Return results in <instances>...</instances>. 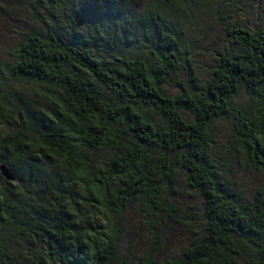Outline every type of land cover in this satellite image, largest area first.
Listing matches in <instances>:
<instances>
[{"label": "trees", "instance_id": "16d2710c", "mask_svg": "<svg viewBox=\"0 0 264 264\" xmlns=\"http://www.w3.org/2000/svg\"><path fill=\"white\" fill-rule=\"evenodd\" d=\"M42 1L36 0L37 5ZM86 1L79 0L83 7L73 6L78 16L89 12ZM50 2L63 8L68 4ZM6 3L0 0V7ZM125 5L118 3L110 15L133 25ZM142 24L146 35L153 26V68L142 59L126 63L116 58L121 65L107 64L81 42L66 43L39 32L11 51V74L44 87V93L35 94L53 111L44 108L28 119L17 96L12 95L8 108L0 102V123L4 125L14 110L21 120L20 134L11 135L1 147L0 165L9 169L14 181L0 176V264L6 259L14 264V256L6 254H12L11 242L20 233L46 240L49 259L58 253L67 264H112L116 247L110 239L93 234L84 241L78 233L77 193L83 191L82 200L85 194L93 195L91 203L80 204L83 208L101 211L108 206L110 185L118 179L122 205L144 195L167 212L173 203L166 191L175 192L179 170L200 200L204 229L180 261L168 264H264V194L247 201L227 195L219 169L208 157L215 144L213 126L225 117L233 122L231 149L253 171L264 174V30L229 29L241 52L223 54L208 76L186 87L171 78L179 64L178 38L153 11ZM169 81L179 89L174 96L164 90ZM241 89L253 109L235 104ZM143 109L157 114L158 122L146 118ZM104 147L113 157L96 177V163L84 156ZM53 162L70 178H63ZM51 226L47 238L43 231Z\"/></svg>", "mask_w": 264, "mask_h": 264}, {"label": "rangeland", "instance_id": "374dc122", "mask_svg": "<svg viewBox=\"0 0 264 264\" xmlns=\"http://www.w3.org/2000/svg\"><path fill=\"white\" fill-rule=\"evenodd\" d=\"M2 1L6 3V0ZM120 2L126 4L125 13L131 14L133 25H127L120 16L113 18L110 15ZM86 4L89 12L82 11L80 16L73 9L74 5L84 6L79 0H68L65 8L52 6L50 0H43L40 6L36 0H12L5 7L3 5L4 8L0 7L1 106L8 108L13 95L19 98V105L28 119L31 113L44 108L53 111L50 104L35 94V91L44 93V87L18 80L11 74V51L33 32L53 36L66 43L81 42L91 49L97 60L107 64L121 65V61L128 63L142 59L153 68L155 62L151 51L156 45L153 26H149L150 31L146 35L142 24L153 11L163 18L167 28L178 38L179 64L172 71L171 78L189 87L208 76L220 56L241 52L242 49L228 35L229 29L241 26L251 32L264 30V0H88ZM116 58L121 61L116 62ZM173 81L163 86L170 96L179 91ZM96 86L104 96H108L102 87ZM235 104L250 110L254 108L244 89L235 98ZM260 107L263 106L260 104ZM142 113L152 122H158V116L153 111L143 109ZM19 116L20 113L14 110L4 125L0 123V157L3 144L11 135L20 134ZM232 128L233 122L225 117L215 122L212 130L215 144L208 150V157L219 169L223 191L235 199L247 201L259 192L264 194V174L253 171L241 155L231 149L228 141ZM112 153L105 147L85 153L86 160L96 163L93 166L96 177L104 171L106 163L113 157ZM52 164L63 178H70L66 171L59 169V164ZM179 172L175 192L166 191L173 203V208L167 212L155 208L144 195L122 205L121 194L117 191L122 184L118 179L110 185L108 206L101 211L92 207L83 208L80 204L91 203L93 195L85 194L82 200L83 191L78 192L80 199L76 210L81 219L78 233L82 240H88L93 234L110 239L116 247L112 264H168L180 261L182 252L195 242L197 233L204 229V221L196 191L187 184L184 172ZM92 204L98 206L97 203ZM51 231L52 226L43 231L44 236L50 238ZM11 244L12 254L6 255L14 256V264H67L58 253L48 258L50 248L44 239L20 233V237ZM6 264H11L8 259Z\"/></svg>", "mask_w": 264, "mask_h": 264}, {"label": "water", "instance_id": "95a60500", "mask_svg": "<svg viewBox=\"0 0 264 264\" xmlns=\"http://www.w3.org/2000/svg\"><path fill=\"white\" fill-rule=\"evenodd\" d=\"M0 176L6 182H13L14 177L5 165H0Z\"/></svg>", "mask_w": 264, "mask_h": 264}]
</instances>
